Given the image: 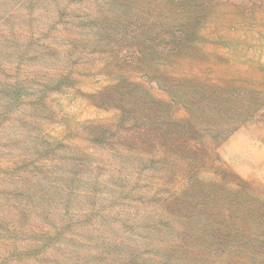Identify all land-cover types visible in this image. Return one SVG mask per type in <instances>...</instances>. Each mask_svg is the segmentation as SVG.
Masks as SVG:
<instances>
[{"label": "trees", "instance_id": "trees-1", "mask_svg": "<svg viewBox=\"0 0 264 264\" xmlns=\"http://www.w3.org/2000/svg\"><path fill=\"white\" fill-rule=\"evenodd\" d=\"M221 2L0 0V116L10 114L25 95L32 98L40 92L42 98L36 95L33 101L40 105L52 89L76 85L89 57L99 53L120 55L125 45L129 48L126 57L140 63L138 70L149 76L145 78L158 76L166 59L172 61L191 50L192 42L203 34L207 10H214ZM132 10H190L191 13L172 21L168 14L146 16ZM131 46L136 49L132 51ZM31 59H34L33 68ZM159 59H163L161 63L155 61ZM125 60L118 62L116 87L111 90L118 98L109 95L97 107L109 109L116 104L123 112L127 109L133 115V123L141 122L132 102L137 93L146 90L123 74ZM29 74L47 77V81L51 79L55 83H36L31 88L27 82ZM156 81L158 86L162 85ZM120 120H125L124 115ZM161 122L159 112L154 128L164 135ZM2 125L0 264H264V240L242 238L230 231L222 235L215 228L206 227L199 216H190L188 210L183 214L185 203H173L174 196H165L162 188L158 200L147 192L142 194L151 175L146 177V188L137 191L133 184L143 186L144 175L149 171L152 174L160 168L161 177L165 175L169 180L177 177L175 159L169 154L156 156L150 151L163 142L147 138H142L139 146L133 142V149L139 153L126 157L125 171L111 174L108 179L114 190L104 194L103 202L120 204L118 201L125 203L126 199L142 211L140 221H129L122 216L117 219L114 214H101L94 168L85 166L90 162L89 156L82 154L77 146L63 148L60 156L49 159L52 164L43 170L40 162L32 159L34 152L28 153L25 147V131L14 124ZM17 129L23 136L16 133ZM103 133L104 130L100 132ZM92 142L104 145L107 140L96 134ZM176 145L184 147L183 142ZM130 150L125 143V151ZM194 157L190 156L189 161ZM197 164L198 160L190 163ZM135 194L140 196L136 198ZM149 200L157 204L151 205ZM124 206L114 205L125 213ZM97 214L101 218H96ZM133 229L135 233L125 232Z\"/></svg>", "mask_w": 264, "mask_h": 264}, {"label": "rangeland", "instance_id": "rangeland-1", "mask_svg": "<svg viewBox=\"0 0 264 264\" xmlns=\"http://www.w3.org/2000/svg\"><path fill=\"white\" fill-rule=\"evenodd\" d=\"M134 11L146 16L168 14L172 21L191 13L190 10ZM207 11L203 34L196 37L185 55L172 61L166 59L161 65L164 73L145 78L148 75L138 70L140 63L126 57L129 54L126 45L119 56L99 53L82 66L84 70L79 73L76 85L52 89L40 105L33 102L36 95L42 98L40 92L32 98L25 95L10 114L1 113L0 124L3 127L14 124L25 131V147L28 153L34 152L32 159L40 162L43 170L52 164L49 159L60 156L63 148L77 146L82 154L89 156L90 162L85 166L94 168L101 214H114L117 219L122 216L129 221H140L142 211L126 199L125 203L118 201L120 204L103 202L104 194L114 190L108 179L111 174L125 171L126 157L139 153L133 149V142H138V146L142 138L163 142L157 149H149L156 156L169 154L175 159L177 177L174 180L161 177L160 168L152 174L149 171L144 175L143 186L133 184L137 191L146 188V177L151 175L142 194L147 192L158 200L162 188L165 196H174L173 203H185L183 214L188 210L190 216H199L206 227H213L222 235L230 231L263 242L264 0H222L214 10ZM135 49L131 46L132 51ZM124 58L127 60L123 74L146 90L137 93L132 102L141 122L133 123V115L127 109L123 112L116 104L109 109L97 107L109 95L118 98L111 90L116 87L118 62ZM29 78L31 88L36 83H55L32 74ZM156 80L162 85L158 86ZM159 112L164 135L154 128ZM122 115L124 121L120 120ZM178 128H181L179 132ZM102 130L104 133L100 134ZM16 133L23 136L18 129ZM96 134L107 143L92 142ZM177 142H183L184 147L176 145ZM125 143L131 147L129 152L125 151ZM195 160L198 164L191 166ZM149 203L157 204L153 200ZM114 205H125V213ZM95 217L101 218L100 214Z\"/></svg>", "mask_w": 264, "mask_h": 264}]
</instances>
